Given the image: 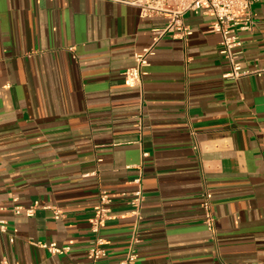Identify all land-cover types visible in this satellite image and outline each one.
I'll return each instance as SVG.
<instances>
[{
    "label": "crops",
    "instance_id": "1",
    "mask_svg": "<svg viewBox=\"0 0 264 264\" xmlns=\"http://www.w3.org/2000/svg\"><path fill=\"white\" fill-rule=\"evenodd\" d=\"M253 13L238 58L250 74L224 77L231 68L220 35L207 31L212 18L188 13L192 34L161 37L141 90L124 72L167 17H142L124 1L0 0V219L9 228L0 261L88 264L89 219L108 190L113 217L98 264H119L135 225L121 193L142 172L135 264H264V71L255 72L264 0ZM36 200L61 218L42 207L14 214ZM33 241L70 251L52 255Z\"/></svg>",
    "mask_w": 264,
    "mask_h": 264
},
{
    "label": "built area",
    "instance_id": "2",
    "mask_svg": "<svg viewBox=\"0 0 264 264\" xmlns=\"http://www.w3.org/2000/svg\"><path fill=\"white\" fill-rule=\"evenodd\" d=\"M124 1L140 9L142 17L165 16L169 19L163 28L153 30V43L142 51L135 53V64L125 70V81L129 86L138 87L142 90L144 76L150 66V56L155 53V46L167 33H174L176 36H188L192 29L185 22L188 13H202L212 18L207 31L217 33L221 37V54L229 61L230 71L224 74L226 78H239L250 74L251 71L244 70L238 61L241 54L243 41L240 33L254 30L256 21L253 7L260 0H112ZM264 68L255 72L260 74ZM142 124V123H141ZM147 153H144L146 155ZM142 172L133 182L137 185L132 192H123L122 196H128V204L131 206V214L135 217V225L131 233L128 250L119 264H135L138 258L136 245L141 241L139 236V224L143 219L142 206L144 191L142 184ZM112 195L108 190H101L98 203L94 207V213L90 217V230L93 235L86 252L88 264H98L108 254V241L101 235V229L105 223L113 217ZM54 209L55 218L59 219L62 212L55 207L45 204L40 200L34 201L29 206L16 204L13 207L14 214H26L33 216L38 208ZM202 208L204 210V223L208 230H215L216 217L212 210V203L207 193L203 194ZM2 208L0 207V210ZM0 232H9L8 222L0 219ZM15 240L10 237V242ZM32 244L46 249L52 255H63L70 251L69 246H61L54 241H33ZM0 264H12L8 259L3 258ZM20 264V263H15Z\"/></svg>",
    "mask_w": 264,
    "mask_h": 264
}]
</instances>
